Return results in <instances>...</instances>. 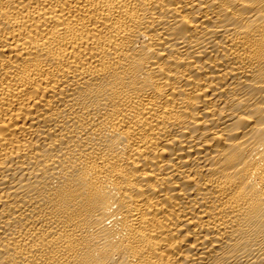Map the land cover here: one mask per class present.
<instances>
[{
	"label": "bare ground",
	"instance_id": "6f19581e",
	"mask_svg": "<svg viewBox=\"0 0 264 264\" xmlns=\"http://www.w3.org/2000/svg\"><path fill=\"white\" fill-rule=\"evenodd\" d=\"M0 264H264V0H0Z\"/></svg>",
	"mask_w": 264,
	"mask_h": 264
}]
</instances>
